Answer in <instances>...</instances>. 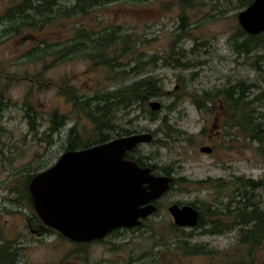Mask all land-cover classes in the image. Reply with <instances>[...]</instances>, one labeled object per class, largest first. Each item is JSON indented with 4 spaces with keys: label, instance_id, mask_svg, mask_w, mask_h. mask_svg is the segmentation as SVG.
I'll return each mask as SVG.
<instances>
[{
    "label": "rangeland",
    "instance_id": "obj_1",
    "mask_svg": "<svg viewBox=\"0 0 264 264\" xmlns=\"http://www.w3.org/2000/svg\"><path fill=\"white\" fill-rule=\"evenodd\" d=\"M31 1L28 7L37 10L41 4ZM107 1L69 16L64 5L69 9L76 0H59L60 16L47 19L45 43H39L26 33L33 32L26 23L14 28L23 5L30 2L0 0V248L10 244L15 264H105L115 259L215 264L234 256L237 261H264V225L257 228L252 218L254 204L264 213V156L234 126V111L219 93L238 82L246 85L250 99L264 92V47L249 53L234 49L237 38L249 35L238 14L254 0L245 6V0ZM28 14L29 22L37 21ZM112 27L115 38L125 33L131 38L124 43V56L112 55L124 67L118 76L91 66L79 51L65 50L66 42L53 40L72 33H112ZM84 47L90 49L91 42L78 49ZM148 77L160 86L159 96L141 107L113 110L112 121H117L112 125L131 129V134H153L150 142L136 147L137 154L148 157L159 173L167 168L176 178L159 200V213L133 232L112 234L106 243L92 239L87 247L55 232H31L28 222L36 224L37 213L24 198L28 176L52 166L74 139L71 135L83 142L97 138L88 115L97 104L89 99L93 94ZM150 102H160L161 108L153 111ZM253 106L264 128V96ZM52 125L57 130L51 131ZM203 147L212 151L201 152ZM173 204L196 208L202 226H178L169 211Z\"/></svg>",
    "mask_w": 264,
    "mask_h": 264
},
{
    "label": "water",
    "instance_id": "obj_2",
    "mask_svg": "<svg viewBox=\"0 0 264 264\" xmlns=\"http://www.w3.org/2000/svg\"><path fill=\"white\" fill-rule=\"evenodd\" d=\"M248 34L264 32V0H254L238 14ZM153 111L160 102H150ZM153 139L151 132L113 138L83 149L64 152L51 167L35 174L28 184L34 209L50 228L75 241L106 236L118 228L143 224L157 207L154 201L167 193L173 177L158 175L127 153ZM210 147L201 152L210 153ZM169 211L178 226L194 227L198 211L173 204Z\"/></svg>",
    "mask_w": 264,
    "mask_h": 264
},
{
    "label": "trees",
    "instance_id": "obj_3",
    "mask_svg": "<svg viewBox=\"0 0 264 264\" xmlns=\"http://www.w3.org/2000/svg\"><path fill=\"white\" fill-rule=\"evenodd\" d=\"M76 1H77V6H74L69 9H67V7H64L65 11L64 10L63 11L65 12V15L70 16L73 13H76L77 15L85 14L90 12V10H93L94 6L100 5L102 2L103 3L108 2L107 0H76ZM189 1L188 4L190 3ZM251 2L252 0H245L243 4L245 6L246 4ZM77 27L79 28L78 25ZM114 29L115 27H112V33L106 31V32L97 33L95 35H91V36H98L99 40L97 42H91L92 47L90 49L89 48L87 49L86 47L82 49H78V47H81V45L83 46L86 42L77 41L72 43V41H68L64 45L66 47L65 50H69L70 52L73 53L75 52L77 53V51H79L81 53L78 54H82L83 56H86L91 66L93 67L103 66L104 68H107L109 70L111 76H118L120 73L124 72L122 71L124 70V67L121 65V61L118 60L119 56H112V55L122 54L124 56L126 53L125 44L131 43V38L127 33H125L124 36L119 37L123 39V41L120 42L118 40L119 38H115L116 36L114 33ZM240 32L245 33L242 30H240ZM79 36H83V35H79ZM259 47H264V32L258 35L249 34L246 38H244V40H239L237 38L236 41H234V49L237 50L238 52L249 53L252 52L253 50L258 49ZM61 52L65 53L64 51ZM126 72H128L127 69ZM253 86L254 85H249L248 88H252ZM245 89L247 90L246 85L243 82H238L236 86L229 87L224 90H220L219 93L222 94L223 97L225 98L224 101H226V104L229 105L228 107L234 111L233 116L231 117V119L234 120V126L238 127L241 133L249 136L253 142L257 143L258 150H260L262 152V155L264 156V128L262 127L263 123L257 121L256 118L257 112H255V107L253 106L254 104L257 103V100L259 99L261 100V98L264 96V92L258 97L255 98L254 96L253 98L250 99L246 94ZM108 92L109 93L106 94L105 91L104 92L100 91L97 92L96 94H93L94 96L89 98L92 100H96L94 101V103H97L95 106H93L92 109L93 112L88 114L95 123L94 133L97 134V138L83 142L79 139L78 135L75 134L71 135V137H73L74 139H72L68 144L67 150L87 148L95 144L107 142L113 138L118 137L119 135L131 134L132 133L131 129L123 128L124 130L120 131V129L112 125L114 121L115 122L117 121V120L112 121L114 116V113L112 111L113 110L117 111L121 108L125 110L126 109L130 110L133 109V106H138V105L139 107H141L140 104L145 103L149 97L159 96L160 86L158 87L156 83L153 81V79L148 77V78H142L141 80H137L134 83L130 84L128 87L115 89L113 91L109 90ZM200 102L198 103L199 107L201 106ZM153 114L155 115L156 112ZM235 115L237 116L236 120L234 119ZM136 116L137 115H134L135 118ZM259 116H258L259 120H261V115ZM57 128L58 126L55 127L54 125H52L51 131L57 130ZM126 157L136 160L138 164L141 166H150L153 170H156L155 169L156 165L150 163L149 162L150 159H148V157L137 154V148L133 149L131 152H128ZM49 167L42 169V171ZM39 172L37 171V173ZM162 172L165 175L171 176L170 171L167 168H163ZM157 173L159 172L157 171ZM34 175L35 174H31L28 176V181L26 180L25 192H24L25 195L24 198H27L31 204L33 203H32L30 191L28 189V184ZM174 180H176V178L173 179V181ZM252 183L253 186L256 185V182L252 181ZM263 214L264 213L258 210V207H256L254 204L252 211V216H253L252 218L257 221L255 226L260 229H261L260 226L263 227L264 225ZM47 232L57 233V231H55L50 227H49V231ZM1 246L2 247L0 248V264H15L16 261L15 250L12 249L10 250V244H7V242H4Z\"/></svg>",
    "mask_w": 264,
    "mask_h": 264
},
{
    "label": "flooded vegetation",
    "instance_id": "obj_4",
    "mask_svg": "<svg viewBox=\"0 0 264 264\" xmlns=\"http://www.w3.org/2000/svg\"><path fill=\"white\" fill-rule=\"evenodd\" d=\"M27 2H30V3H28L26 5H23L22 13L19 15V18H18L20 20V23H19V25L15 24L14 28L16 26H21L22 23H23V26H24L25 23H26L25 27H26L27 30L29 28H33L32 29L33 32L29 33L27 31L26 33L31 34V38L34 39L36 42L43 43V42H45V39H46V36H45V33H44V23H46L47 19H50V17H52L53 20H57L59 18V16H60L59 12H61V4L59 3V0H52V3L45 2V0H38V2L41 5H39V7H37V10H35L34 8H29L28 7V5H32L33 2L31 0H27ZM64 6L66 7V5H64ZM74 6H77V1L74 4ZM74 6H72V7H74ZM44 7H46V8L44 9ZM72 7H70V8H72ZM32 11H34V12H32ZM50 12H51V14H50ZM56 12H58V13L56 14ZM28 13L32 14V16H34V14H35V18H36L37 21L29 22L28 18H29L30 15ZM53 23H55V21H53ZM9 29H12V28L10 27ZM25 38H27V36ZM61 38H62L61 41L55 40L53 38L52 39L54 40V42H58V43H60V42H68V41L77 42V41H81L82 39H85L88 42L87 41H81V42L90 43V42H97L99 40L98 36H87V35H83V36H79L78 35V36H76V34H74V33H72V35L66 36L65 38H63V37H61ZM119 39H121V38H119ZM67 147L61 153V155L64 152L68 151ZM81 149H83V148H81ZM59 157H58V159H59ZM57 160H56V162H57ZM153 171L152 172L154 174H159V173H157L156 170H153ZM161 198H162V196L158 200L154 201V204L157 207V209L155 211L156 213H159V211L161 209V205H160V202H159V200ZM198 214H199V212H198ZM150 217H151V215L148 216V218H150ZM200 217L201 216L199 214V220H198V223H197L196 227H201L202 226V222H201V218ZM35 220H36V224L33 223V222H28V226L31 228V232L36 233L37 235H44V234L48 233L47 231H49V227L41 220V218L38 216V214H36V219ZM144 221L145 220H143V223H144ZM139 228L140 227H133V228L123 227V228L114 229V230L110 231L106 236H104V237H102L100 239L92 240L91 242L92 243L93 242H98V243L104 242V243H106V241L111 237L112 234L119 235V234H121V231H125V230L133 232V231H135L136 229H139ZM57 233L60 234L58 231H57ZM72 242H74L75 244L83 245L85 247H87V245L89 244L88 241L87 242H82V241L77 242V241L73 240ZM111 242L114 243V242H117V241L112 239ZM107 245L111 246V247L114 246V244L110 245L109 243ZM116 247H118L117 244H116ZM229 257H230V255H229ZM104 263L105 264H133L134 261H127L126 262L123 259H115V260H107ZM215 264H264V261H254V260L237 261L235 256H234V258L232 260L231 259H228V260H221V259L215 260Z\"/></svg>",
    "mask_w": 264,
    "mask_h": 264
}]
</instances>
